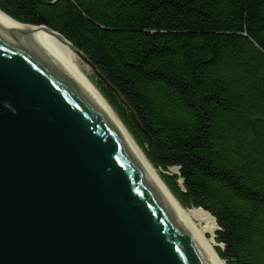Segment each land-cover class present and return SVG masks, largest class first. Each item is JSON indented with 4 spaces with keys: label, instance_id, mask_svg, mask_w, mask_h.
<instances>
[{
    "label": "trees",
    "instance_id": "16d2710c",
    "mask_svg": "<svg viewBox=\"0 0 264 264\" xmlns=\"http://www.w3.org/2000/svg\"><path fill=\"white\" fill-rule=\"evenodd\" d=\"M62 35L224 264H264V0H0ZM172 169L178 174L168 175Z\"/></svg>",
    "mask_w": 264,
    "mask_h": 264
},
{
    "label": "water",
    "instance_id": "95a60500",
    "mask_svg": "<svg viewBox=\"0 0 264 264\" xmlns=\"http://www.w3.org/2000/svg\"><path fill=\"white\" fill-rule=\"evenodd\" d=\"M75 54L0 11V264H222Z\"/></svg>",
    "mask_w": 264,
    "mask_h": 264
},
{
    "label": "bare ground",
    "instance_id": "6f19581e",
    "mask_svg": "<svg viewBox=\"0 0 264 264\" xmlns=\"http://www.w3.org/2000/svg\"><path fill=\"white\" fill-rule=\"evenodd\" d=\"M75 57V62L76 66L79 69V71L83 74L85 78L88 79V77L85 75V73L82 71V68L80 67V64L78 63V58L76 55ZM89 80V79H88ZM186 214L192 219L198 230L204 235L206 241L208 242L209 246L211 249L214 251L213 247V240L207 237V234L212 236L213 234V229L216 226L213 218L203 210H185ZM214 237V235H213ZM215 252V251H214ZM216 254V253H215ZM222 264H224L222 262Z\"/></svg>",
    "mask_w": 264,
    "mask_h": 264
},
{
    "label": "rangeland",
    "instance_id": "374dc122",
    "mask_svg": "<svg viewBox=\"0 0 264 264\" xmlns=\"http://www.w3.org/2000/svg\"><path fill=\"white\" fill-rule=\"evenodd\" d=\"M76 55V54H75ZM77 56V55H76ZM78 63L80 64V67L82 68V71L85 73V75L88 77V79L90 81H94L96 82L97 86H99L98 84V81L100 80L98 78V76L95 74V72L91 69V67H89L86 63H84L78 56ZM157 171V170H156ZM157 173L160 175L161 174V171H157ZM168 175H172V174H178V170L177 169H172L171 171H169L167 173ZM217 231V227L215 226L214 229H213V234L212 236L208 235L207 234V237L210 238L211 240H213V235L215 234V232ZM213 247H221V246H218L216 245V243L214 242L213 240Z\"/></svg>",
    "mask_w": 264,
    "mask_h": 264
}]
</instances>
